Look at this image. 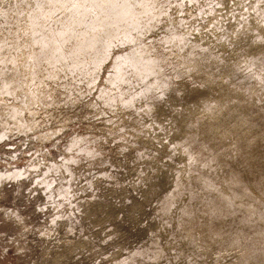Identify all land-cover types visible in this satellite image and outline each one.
I'll return each mask as SVG.
<instances>
[{
    "label": "rangeland",
    "instance_id": "1",
    "mask_svg": "<svg viewBox=\"0 0 264 264\" xmlns=\"http://www.w3.org/2000/svg\"><path fill=\"white\" fill-rule=\"evenodd\" d=\"M0 264H264V0H0Z\"/></svg>",
    "mask_w": 264,
    "mask_h": 264
}]
</instances>
